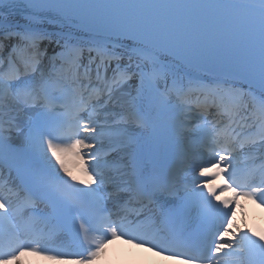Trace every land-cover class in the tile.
<instances>
[{"label":"snow or ice","instance_id":"obj_1","mask_svg":"<svg viewBox=\"0 0 264 264\" xmlns=\"http://www.w3.org/2000/svg\"><path fill=\"white\" fill-rule=\"evenodd\" d=\"M241 197L264 208V0H0V264H264Z\"/></svg>","mask_w":264,"mask_h":264},{"label":"bare ground","instance_id":"obj_2","mask_svg":"<svg viewBox=\"0 0 264 264\" xmlns=\"http://www.w3.org/2000/svg\"><path fill=\"white\" fill-rule=\"evenodd\" d=\"M51 51V49H50ZM71 167V162L69 164ZM74 172H76L75 169H73ZM221 179L222 178H217ZM227 194H230L229 192H226ZM240 203L244 205V212L245 215H241V209L238 207L236 209V217L235 221L241 228H245L247 221L251 217H257L264 221V208L258 207L256 204H254L252 201L245 200L243 197L240 198ZM133 254L136 257H147L150 259L159 260L161 264H179V261L171 260L168 258H160L154 256L152 253H148L144 249H138L135 247H132L128 244H126L123 240H113L106 246V251L103 255L97 257L95 261H93V264H118L119 259H127L129 258L126 254ZM24 264H65V262L62 261H51L46 260L44 258L39 257H32V256H26L23 258ZM70 264V262H69Z\"/></svg>","mask_w":264,"mask_h":264}]
</instances>
